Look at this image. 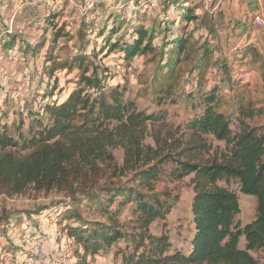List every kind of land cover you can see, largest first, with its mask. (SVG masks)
<instances>
[{"label": "trees", "instance_id": "16d2710c", "mask_svg": "<svg viewBox=\"0 0 264 264\" xmlns=\"http://www.w3.org/2000/svg\"><path fill=\"white\" fill-rule=\"evenodd\" d=\"M183 19L179 12L174 29ZM44 21L43 30H61L51 24V16ZM174 29L168 45L181 57L179 62L168 57L154 75L156 106L175 94L177 71L191 48ZM153 36V30L135 28L128 39L100 52L108 56L118 48L129 64L152 48ZM13 43L9 40L3 47ZM206 57L203 53V64ZM82 61L75 60L83 69L61 102L47 104L33 116L25 114L28 118L19 123H7L0 112V198L19 197L28 190L63 194L70 201L64 216L78 225L69 226L67 235L82 249L84 262L115 248L120 264H260L250 252L264 248V126H250V117L240 112L233 130L228 116L218 111L216 90L208 87L198 98L185 93L195 112L182 119L174 135L153 137V146L145 145L147 126L164 122L166 115L139 110L126 96V86L108 84L105 66L98 73V67H83ZM116 148L122 151L120 165L112 154ZM186 177H192L194 189V233L190 250L182 253L166 234H152L150 226L165 220L177 201L169 191L158 190V184ZM232 182L257 201L256 218L243 227L235 222L240 207L229 189ZM124 208L129 215L122 221ZM81 210L98 219H84ZM241 238L243 248L238 247Z\"/></svg>", "mask_w": 264, "mask_h": 264}, {"label": "rangeland", "instance_id": "374dc122", "mask_svg": "<svg viewBox=\"0 0 264 264\" xmlns=\"http://www.w3.org/2000/svg\"><path fill=\"white\" fill-rule=\"evenodd\" d=\"M2 1L0 30L11 25L8 40L14 42L10 48L0 45V112L7 123H19L40 113L45 105L64 100L83 69L78 68L75 60L82 58L83 67L96 66L98 73L105 66L110 73L108 84L126 86V96L139 110L166 115L164 122L147 126L145 145L153 146V137L164 140L174 135L182 119L195 112H191L188 99L184 100L185 93L198 98L208 87L216 90L218 111L228 116L233 130L237 129L240 112L250 117L246 119L250 126H264V26L253 21L258 12H262L264 19V0H16L18 7L12 0ZM168 11L175 14L168 16ZM14 12L17 16L11 24ZM179 12L186 22L174 29ZM49 16L51 24L61 27L59 32L49 28L41 32L44 19ZM190 16L193 19L188 20ZM34 22L41 27H31ZM140 27L154 31L152 48L148 46L145 55L126 64L118 48L108 56L106 51L100 52L124 37L128 39ZM173 29L179 37H186L191 48L177 71L179 85L175 94L156 106L151 91L154 75L168 57L176 61L181 57L168 45ZM203 53L208 57L206 64ZM22 130L27 131L24 127ZM112 154L120 165L121 149H113ZM191 179L164 180L158 184V190L169 191L177 201L165 220L150 226L152 234H166L173 248L182 253L190 250L194 233ZM229 189L236 194L240 207L235 222L243 227L254 221L256 199L241 194L234 182ZM68 203L63 194L31 190L19 197L0 198V264L29 257L39 241L45 245L43 264H120L114 256L115 248L87 256L84 262L82 249L67 235L69 226H78L64 216ZM81 213L84 219H98L83 210ZM128 215V208L122 209L121 220ZM40 223L42 229H37ZM33 229L37 231L29 245L23 244L22 236ZM238 247H244V238ZM250 255L264 264V248Z\"/></svg>", "mask_w": 264, "mask_h": 264}, {"label": "built area", "instance_id": "2783aa9c", "mask_svg": "<svg viewBox=\"0 0 264 264\" xmlns=\"http://www.w3.org/2000/svg\"><path fill=\"white\" fill-rule=\"evenodd\" d=\"M16 16H17V12H14L13 15L10 17L9 22L11 24L13 23V20L15 19ZM253 21L259 27L264 26V19H263L262 12L256 13L253 17ZM10 26L6 30H0V45H2V46L9 41L8 38H10L12 35V30H11ZM31 27H35V28L39 29L41 27V24L38 22H34V23H32ZM36 228L42 229L41 223ZM37 229H33V230L25 232L24 235L22 236V240H23L22 243L25 245H29V243L31 242V238L36 233ZM44 253H45L44 242L39 241L38 243H36V245L32 249V251H30L29 257H27L21 261L16 260V262H14L12 264H34L37 261L40 264H43L45 261Z\"/></svg>", "mask_w": 264, "mask_h": 264}, {"label": "crops", "instance_id": "0c3cea01", "mask_svg": "<svg viewBox=\"0 0 264 264\" xmlns=\"http://www.w3.org/2000/svg\"><path fill=\"white\" fill-rule=\"evenodd\" d=\"M12 1L15 2L16 0H12ZM17 1H18V0H17ZM2 2H4V0H3ZM5 2H6V1H5ZM15 4H16V2H15ZM18 5H19V4H16L17 7H18ZM42 31H44V30L41 29V32H42ZM41 32H39V34H40ZM38 36H39V35H38Z\"/></svg>", "mask_w": 264, "mask_h": 264}]
</instances>
